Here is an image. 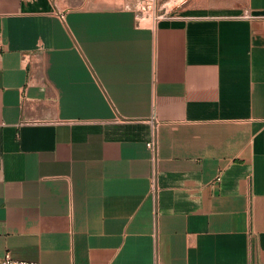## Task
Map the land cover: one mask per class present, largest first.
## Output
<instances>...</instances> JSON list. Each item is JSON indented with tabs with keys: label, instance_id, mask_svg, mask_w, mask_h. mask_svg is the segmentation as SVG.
<instances>
[{
	"label": "crops",
	"instance_id": "obj_1",
	"mask_svg": "<svg viewBox=\"0 0 264 264\" xmlns=\"http://www.w3.org/2000/svg\"><path fill=\"white\" fill-rule=\"evenodd\" d=\"M159 4L0 0V258L264 264V0Z\"/></svg>",
	"mask_w": 264,
	"mask_h": 264
},
{
	"label": "built area",
	"instance_id": "obj_2",
	"mask_svg": "<svg viewBox=\"0 0 264 264\" xmlns=\"http://www.w3.org/2000/svg\"><path fill=\"white\" fill-rule=\"evenodd\" d=\"M126 6L133 8L136 11L138 20H146L152 27L155 23L165 16V12L161 11L157 0H124ZM62 17V14H60ZM152 135L146 142V147L149 151V160L151 165V190L156 189V176H157V161H158V148H157V120L152 116L151 120ZM0 264H38L34 261L18 260L13 258L9 253L0 258Z\"/></svg>",
	"mask_w": 264,
	"mask_h": 264
},
{
	"label": "rangeland",
	"instance_id": "obj_3",
	"mask_svg": "<svg viewBox=\"0 0 264 264\" xmlns=\"http://www.w3.org/2000/svg\"><path fill=\"white\" fill-rule=\"evenodd\" d=\"M157 4H158V6L160 5V4H159V0H157Z\"/></svg>",
	"mask_w": 264,
	"mask_h": 264
}]
</instances>
